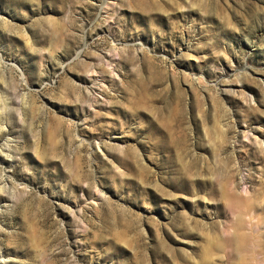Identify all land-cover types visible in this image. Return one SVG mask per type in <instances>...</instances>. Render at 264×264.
Here are the masks:
<instances>
[{
  "label": "rangeland",
  "instance_id": "obj_1",
  "mask_svg": "<svg viewBox=\"0 0 264 264\" xmlns=\"http://www.w3.org/2000/svg\"><path fill=\"white\" fill-rule=\"evenodd\" d=\"M0 264H264V0H0Z\"/></svg>",
  "mask_w": 264,
  "mask_h": 264
}]
</instances>
